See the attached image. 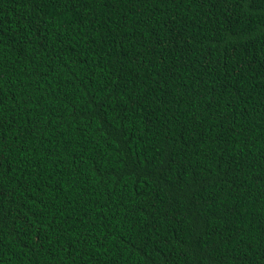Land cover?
<instances>
[{
	"label": "trees",
	"instance_id": "16d2710c",
	"mask_svg": "<svg viewBox=\"0 0 264 264\" xmlns=\"http://www.w3.org/2000/svg\"><path fill=\"white\" fill-rule=\"evenodd\" d=\"M0 264H264V0H0Z\"/></svg>",
	"mask_w": 264,
	"mask_h": 264
}]
</instances>
